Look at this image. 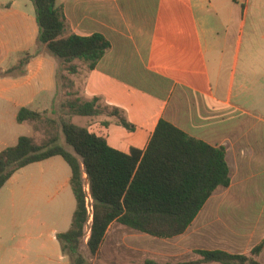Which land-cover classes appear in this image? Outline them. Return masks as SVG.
Wrapping results in <instances>:
<instances>
[{"label": "crops", "instance_id": "1", "mask_svg": "<svg viewBox=\"0 0 264 264\" xmlns=\"http://www.w3.org/2000/svg\"><path fill=\"white\" fill-rule=\"evenodd\" d=\"M55 4L65 17L64 37L98 33L109 42L93 69L75 60V74L63 71L75 97H98L134 126L129 131L103 112L83 116L89 132L129 153L146 148L163 118L211 146H224L231 174L229 186L213 192L183 234L163 239L164 253L143 248V239L157 238L111 223L102 245L113 233L118 258L108 264L169 262L180 251L198 249L250 253L264 239V0ZM37 35L30 0H0V152L14 146L30 123L16 121L21 108L51 110L57 97L59 62L37 46ZM25 54L31 57L22 70L2 75ZM70 177L69 165L55 155L18 169L4 183L0 264H70L56 238L70 228L76 207ZM227 227L224 238L220 232ZM169 241L180 251H171ZM256 259L264 264V248Z\"/></svg>", "mask_w": 264, "mask_h": 264}, {"label": "trees", "instance_id": "2", "mask_svg": "<svg viewBox=\"0 0 264 264\" xmlns=\"http://www.w3.org/2000/svg\"><path fill=\"white\" fill-rule=\"evenodd\" d=\"M30 1L38 25L37 46L44 47L59 62L56 74L59 92L60 81L67 79L63 71L75 74L77 69L72 64L75 60L93 69L108 50L109 42L98 33L64 37L66 21L55 0ZM30 57L31 54H25L17 65L2 75L22 70ZM99 100L98 97L88 101L76 99L69 105L70 114L97 117L106 112L129 131L134 129L118 109L108 112ZM43 112L21 108L16 121H39ZM60 127L64 143L74 153L58 143L55 137L37 144L32 138L21 136L14 146L0 152V188L15 171L30 163L55 155L65 160L71 170L70 186L76 207L70 228L57 234L56 238L70 264H90L89 258L98 254L113 222L159 239L181 235L213 192L230 184L224 146H211L163 118L158 120L146 148L131 149L129 153L112 148L103 136L71 121L61 120ZM84 173L93 207L90 225ZM87 228L88 237L84 242ZM83 244L87 254L82 251ZM263 248L264 239L248 254L198 249L194 251L195 259L178 262L147 259L142 264H263L256 259Z\"/></svg>", "mask_w": 264, "mask_h": 264}, {"label": "rangeland", "instance_id": "3", "mask_svg": "<svg viewBox=\"0 0 264 264\" xmlns=\"http://www.w3.org/2000/svg\"><path fill=\"white\" fill-rule=\"evenodd\" d=\"M76 94L77 92L74 91L73 86L71 88L67 79L61 80L60 89L56 97L57 100H56V104L54 108H52L51 110L44 111L39 121L31 122V124L25 123L23 127L20 128V132L22 133V135L32 136L33 135L32 126H33L35 143L41 144V143L48 141L50 138L55 137L58 143L64 145V147L68 151L74 153L73 150L64 143V138L61 132L60 122L61 120L63 121L68 120L74 123L75 125L84 127L83 125H84L85 120L88 119L87 117L73 116L70 114L71 112V109L69 108L70 103H74L76 99H79L78 97H75ZM121 228H125V230L127 231L130 230L124 226H121ZM220 229L222 228L220 227ZM224 229H225V232L221 231L220 233L222 237L228 238L229 228L227 227ZM88 232H89V229L87 228L86 237H87ZM112 235H108V238L106 239L104 244L100 247L98 254L94 257L89 258L90 264H108L113 259L115 263L117 262V258H118V247L117 246L118 245L115 243L114 239L111 237ZM86 237L84 238V242L86 241ZM154 240H156V243H153L155 241L150 243L149 241L143 239L142 240L143 248L147 249L149 248V246H151L152 248H156L159 254L164 253L166 246L164 244L163 239L161 240L157 238ZM173 242L174 241H169V249L171 251L172 250L180 251V248L177 247V244H174ZM82 251L85 254H87L85 244H83L82 246ZM180 252L182 253L180 255H174L172 257V260H169V262L185 261V260H189L193 258L195 259L197 257L194 252H189V251H180ZM192 253H194V257H191L193 255ZM147 256L149 257V255ZM155 259H158L159 261H163L164 258L156 257Z\"/></svg>", "mask_w": 264, "mask_h": 264}, {"label": "built area", "instance_id": "4", "mask_svg": "<svg viewBox=\"0 0 264 264\" xmlns=\"http://www.w3.org/2000/svg\"><path fill=\"white\" fill-rule=\"evenodd\" d=\"M85 190L87 192L86 211H87V215H88V225H90L91 219H92L93 207H92V199H91V197L89 196V193H88V184H87V182L85 184Z\"/></svg>", "mask_w": 264, "mask_h": 264}]
</instances>
